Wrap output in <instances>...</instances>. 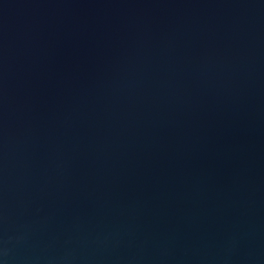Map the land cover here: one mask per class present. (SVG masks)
Segmentation results:
<instances>
[{
	"label": "water",
	"instance_id": "95a60500",
	"mask_svg": "<svg viewBox=\"0 0 264 264\" xmlns=\"http://www.w3.org/2000/svg\"><path fill=\"white\" fill-rule=\"evenodd\" d=\"M0 264H264V0H0Z\"/></svg>",
	"mask_w": 264,
	"mask_h": 264
}]
</instances>
